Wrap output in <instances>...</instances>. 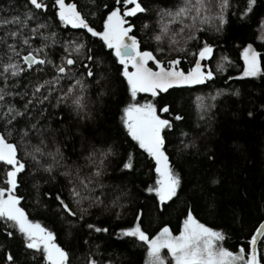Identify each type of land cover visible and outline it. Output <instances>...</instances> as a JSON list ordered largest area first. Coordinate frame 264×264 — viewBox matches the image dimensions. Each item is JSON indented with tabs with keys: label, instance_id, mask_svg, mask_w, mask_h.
<instances>
[{
	"label": "trees",
	"instance_id": "1",
	"mask_svg": "<svg viewBox=\"0 0 264 264\" xmlns=\"http://www.w3.org/2000/svg\"><path fill=\"white\" fill-rule=\"evenodd\" d=\"M138 2L145 11L125 19L141 50L161 61L179 59V71L199 61L202 71L213 74L204 83L135 98L153 104L171 123L161 135L168 165L180 181L176 195L160 202L150 191L155 161L123 125V111L134 100L113 49L100 36L60 20L54 0H44L46 9L30 0H0V134L16 145L25 165L14 191L19 206L53 233L69 253L68 264H145V242L123 235L125 230L139 224L149 238L165 227L177 233L189 213L221 232L224 248L237 253L244 247L246 255L264 221V40L258 39L264 0ZM65 3L76 4L96 32L114 9L123 13L129 6L116 0ZM16 19L19 23H4ZM175 34L178 44L171 42ZM205 44L212 54L199 60ZM247 46L258 53L254 76H242ZM30 53L46 63L29 68L24 57ZM67 59L75 63L67 65ZM9 64L18 65V75L3 71ZM60 66L65 73H58ZM164 107L168 112L160 111ZM9 108L22 115L12 119ZM129 161L132 167L125 168ZM257 254L264 256V237ZM0 264L49 263L41 250L26 247L11 221L0 219Z\"/></svg>",
	"mask_w": 264,
	"mask_h": 264
},
{
	"label": "snow or ice",
	"instance_id": "2",
	"mask_svg": "<svg viewBox=\"0 0 264 264\" xmlns=\"http://www.w3.org/2000/svg\"><path fill=\"white\" fill-rule=\"evenodd\" d=\"M58 6L59 18L66 24H70L75 28L87 29L93 36H100L107 44L108 48L115 50L116 57L119 58L120 64L123 66V75L127 78L131 89V96L136 97L138 92L151 93L152 96L158 95L159 92H166L169 88L177 84H200L205 80L212 78V72L205 73L201 69V64L197 61L195 67L188 72L187 75L183 71L177 70L180 64L179 59L170 61H161L153 51L141 50V42L135 36L129 35L132 32L133 26L128 25L126 17L135 16L137 13L144 12L145 9L141 6L138 0H116L118 4H132L134 7L127 9L121 13L120 8L114 9L108 16L104 25L103 32H96L89 27L85 19L81 17L77 11L76 4H66L65 0H54ZM31 5L36 9H46L47 5L44 0H30ZM4 23H19V20L4 21ZM43 27V25H41ZM13 37L18 33H11ZM160 40V36L155 37ZM27 43V40L24 41ZM11 47V46H10ZM83 45L78 46L77 51ZM42 51L38 49L37 52ZM162 51V50H161ZM183 51V49H177ZM213 49L205 44L199 51V60H204L210 57ZM258 53L252 51L251 46L245 50L244 58L247 62V69L244 72L245 76H254L258 72ZM91 59V57H89ZM28 67L31 68L34 64H44L45 60H37L31 53L24 57ZM153 62L158 70L154 71L148 66L149 62ZM75 63L72 59H67V65ZM129 65L134 71H128ZM167 65V67L165 66ZM11 70V74L16 76L20 69L18 65L9 64L3 67V71ZM66 68L60 66L58 73H65ZM2 75V73H0ZM87 75H93L89 68ZM79 83V82H78ZM40 87H43L41 85ZM40 87L36 92L40 91ZM72 89H69V93ZM4 99L3 90L0 89V101ZM74 103L80 105V99L77 98ZM9 113H13L12 119L21 113L14 112L9 108ZM162 112H168V108L160 109ZM180 119V117H176ZM11 121L9 120V123ZM124 123L133 139L139 142L140 147L144 148L156 160V172L160 179L157 180L155 191L161 201L170 200L176 195V189L179 186V178L176 176L168 165V157L164 153V138L161 135L162 130L170 128L171 123L166 119H161L157 114V108L147 103L144 105L133 104L125 109ZM35 127V125H33ZM0 162H4L9 166H13L12 170L6 173L7 187H0V219H6L13 222L20 233L26 237V247L28 249L42 250L49 264H68L69 253L56 244L55 237L52 232L42 227L39 223H34L28 219L25 211L18 207L19 198L13 193L17 187V175L25 169V165L17 159V147L12 143H8L5 136L0 134ZM125 168H131L132 164H125ZM96 175H100L99 172ZM74 195H79L75 192ZM61 203H63L61 201ZM68 209L67 205H64ZM70 211V209H68ZM75 215V213H72ZM89 227H92L89 225ZM96 231H107V229H96ZM9 236L11 232L7 233ZM126 236L138 237L141 241H147L149 245V257L154 261V264H164V259L161 257V250L167 249L171 257L175 260V264H261L264 256L258 258L256 245L259 237L264 236V224H261L256 229V235H253L250 241L251 251L247 258L245 256L246 249L241 247L236 254L224 249L218 245V242L225 239L221 232L214 231L203 224L198 223L191 213L184 221V230L177 236H173L168 228H164L159 236L155 239H150L143 231L139 224L135 228L123 233ZM6 260L11 262L13 257L11 254L6 256ZM89 264H96L95 260H90Z\"/></svg>",
	"mask_w": 264,
	"mask_h": 264
},
{
	"label": "rangeland",
	"instance_id": "3",
	"mask_svg": "<svg viewBox=\"0 0 264 264\" xmlns=\"http://www.w3.org/2000/svg\"><path fill=\"white\" fill-rule=\"evenodd\" d=\"M196 5H197V2H196ZM198 6V5H197ZM132 7H134V5H132V4H129V6L128 7H126V9H124L123 11H125V10H127V9H131ZM58 12H59V9H58ZM111 14V13H110ZM109 14V15H110ZM108 15V16H109ZM108 16H107V18H108ZM107 18H106V20H105V22H104V25H105V23H106V21H107ZM64 22V21H63ZM260 24H261V27H262V29H261V32H260V34H259V37H258V39L259 40H264V18H262L261 19V22H260ZM70 25V24H69ZM104 25H103V30L101 31V32H103L104 31ZM125 27H127V25L125 24ZM129 35H130V33H129ZM166 35V34H165ZM166 36H168V35H166ZM174 37H172L171 38V42H173L174 44L176 43V44H178L179 42H181V38L180 37H178L179 35H177V34H175V35H173ZM165 39H169L168 37L166 38L165 37ZM163 42L165 43V40H161V42L160 43H162L163 44ZM106 43V42H105ZM107 45V44H106ZM249 48V46H247V47H245L243 50H242V58H243V63H244V69H243V72H242V76H245L244 75V72H245V70L247 69V62H246V60H245V58H244V53H245V50L246 49H248ZM113 49V48H112ZM251 49H252V51H254V49L251 47ZM113 51H114V53H115V50L113 49ZM255 52V51H254ZM118 58V57H117ZM257 59H258V57H257ZM118 60H119V58H118ZM148 66L149 67H151L154 71H156V70H158L157 68H156V65L153 63V62H149V64H148ZM178 70V69H177ZM192 70V69H191ZM190 70V71H191ZM259 63H258V72H257V74L259 73ZM123 71H124V68H123ZM128 71H134V69L129 65V67H128ZM189 72V71H188ZM188 72H184L185 73V75H187L188 74ZM126 78V77H125ZM126 80H127V78H126ZM127 83H128V81H127ZM129 85V84H128ZM177 85H183V84H177ZM129 87H130V85H129ZM130 92H131V89H130ZM139 94H141V95H143V94H150V93H143V92H138L137 93V95H136V97H138L139 96ZM135 97V98H136ZM135 98H133V102L131 103V104H129L126 108H128L129 106H131V105H133V104H139V105H144V104H147V103H149V102H147L145 99H140V100H138V101H136L135 102ZM125 108V109H126ZM125 109H124V111H123V114H122V121H123V125H124V127H125V129L128 131V128H127V126H126V124L124 123V113H125ZM128 133H129V131H128ZM130 134V133H129ZM132 137V136H131ZM138 142V141H137ZM9 143V142H8ZM138 144H139V142H138ZM140 145V144H139ZM144 149V148H143ZM145 150V149H144ZM146 151V150H145ZM153 159H154V161H155V171H156V167H157V163H156V160H155V158L153 157V156H151ZM12 168H13V166H9V165H7L6 163H4V162H0V171L1 172H3V174H2V178H3V183H0V187H7L8 185H7V175H6V173L8 172V171H10V170H12ZM158 179H160V176H159V174L156 172V182H157V180ZM155 182V186H154V188L153 189H155L156 187H158V185H157V183ZM178 188V187H177ZM176 191H177V189H176ZM153 192L156 194V196H157V198L159 199V201L160 202H164V201H161L160 200V198H159V196L157 195V193L153 190ZM14 194V193H13ZM15 195V194H14ZM18 207H20L19 205H18ZM187 218H185V220H186ZM184 220V221H185ZM184 221H183V224H182V226H181V229L179 230V232H177V233H172L170 230V233L173 235V236H177V235H179L183 230H184ZM13 223V222H12ZM136 225L137 224H135L134 225V227H132V228H129V229H127V230H125V232L126 231H128V230H130V229H133V228H135L136 227ZM16 227V226H15ZM17 228V227H16ZM165 228H167V227H165ZM141 229V228H140ZM163 229L164 228H162L161 230H159V232H157L153 237H151L150 239H155L157 236H159L160 234H161V232L163 231ZM17 230H18V228H17ZM19 231V230H18ZM142 231V230H141ZM214 231H216V230H214ZM20 233V232H19ZM22 234V233H21ZM22 236L24 237V239H25V241H26V237L24 236V234H22ZM143 242H145V246H146V260H145V264H154V261H153V259L151 258V257H149V255H148V253H149V245H148V243H147V241H143ZM218 245L220 246V247H223L224 248V246L222 245V241H220V242H218ZM224 249H226V248H224ZM228 250V249H227ZM42 251V250H41ZM43 252V251H42ZM256 252H257V248H256ZM233 254H236V253H233ZM248 254L249 253H247L245 256H246V258H247V256H248ZM43 255H44V253H43ZM257 256H258V254H257ZM44 257H45V255H44ZM161 257L164 259V264H175V260L171 257V255L169 254V252H168V250L167 249H162L161 250ZM46 259V258H45ZM47 261V260H46ZM48 262V261H47ZM49 263V262H48ZM85 264H89V262L88 263H85ZM236 264H240V262H236Z\"/></svg>",
	"mask_w": 264,
	"mask_h": 264
},
{
	"label": "water",
	"instance_id": "4",
	"mask_svg": "<svg viewBox=\"0 0 264 264\" xmlns=\"http://www.w3.org/2000/svg\"><path fill=\"white\" fill-rule=\"evenodd\" d=\"M261 224H264V221H262V222L259 224V226H260ZM259 226H258V227H259ZM258 227H257V228H258ZM253 235H256V231H255V233H254ZM263 237H264V236L259 237V239H258V241H257V245H258V243L261 241V239H262ZM257 245H256V248H257Z\"/></svg>",
	"mask_w": 264,
	"mask_h": 264
}]
</instances>
